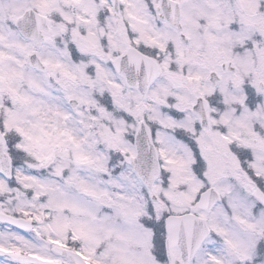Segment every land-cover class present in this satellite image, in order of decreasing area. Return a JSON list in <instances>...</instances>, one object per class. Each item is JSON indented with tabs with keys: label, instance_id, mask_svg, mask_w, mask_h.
I'll use <instances>...</instances> for the list:
<instances>
[{
	"label": "snow or ice",
	"instance_id": "1",
	"mask_svg": "<svg viewBox=\"0 0 264 264\" xmlns=\"http://www.w3.org/2000/svg\"><path fill=\"white\" fill-rule=\"evenodd\" d=\"M0 264H264V0H0Z\"/></svg>",
	"mask_w": 264,
	"mask_h": 264
}]
</instances>
